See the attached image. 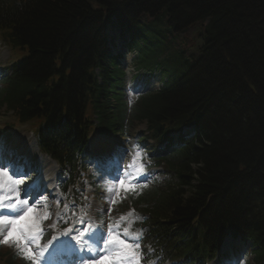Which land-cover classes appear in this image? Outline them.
Here are the masks:
<instances>
[{
    "label": "trees",
    "instance_id": "trees-1",
    "mask_svg": "<svg viewBox=\"0 0 264 264\" xmlns=\"http://www.w3.org/2000/svg\"><path fill=\"white\" fill-rule=\"evenodd\" d=\"M91 1L115 4L129 23L153 31L156 49H170L174 58L163 66L184 75L163 98L148 99L141 114L152 123L195 122L208 136L196 161L197 185L191 167H182L192 195L177 202L174 216L186 225L200 217L214 233L227 224L249 228L264 248V0H26L3 9L4 24L33 51L22 74L43 87L58 54L60 73L70 69L66 83L61 77L33 104L59 118L67 108L76 128L83 70L103 43L101 13ZM186 35L184 45L177 41Z\"/></svg>",
    "mask_w": 264,
    "mask_h": 264
},
{
    "label": "snow or ice",
    "instance_id": "snow-or-ice-1",
    "mask_svg": "<svg viewBox=\"0 0 264 264\" xmlns=\"http://www.w3.org/2000/svg\"><path fill=\"white\" fill-rule=\"evenodd\" d=\"M3 151V145L0 144V152ZM0 174L8 176L6 168L0 167ZM8 187V196L0 195V212L8 210L9 215H0V229L7 226L6 235L0 238V243H14L22 249L24 257L38 264L35 254L31 247V241H36L39 244L40 222L35 216L36 209L25 207L28 205V199H21V193L17 191L16 186L21 183L20 179L11 180ZM120 188L126 187L125 181H119ZM14 194V195H13ZM7 201V203H4ZM119 245V250L114 254L100 255L101 251H107L109 245ZM99 259H90L86 264H123L129 257L135 259L139 264V256L135 247L131 243H126L122 239H118L111 232L108 234L107 241L103 242L97 251Z\"/></svg>",
    "mask_w": 264,
    "mask_h": 264
},
{
    "label": "clouds",
    "instance_id": "clouds-1",
    "mask_svg": "<svg viewBox=\"0 0 264 264\" xmlns=\"http://www.w3.org/2000/svg\"><path fill=\"white\" fill-rule=\"evenodd\" d=\"M151 264H156V262L155 261H152Z\"/></svg>",
    "mask_w": 264,
    "mask_h": 264
},
{
    "label": "bare ground",
    "instance_id": "bare-ground-1",
    "mask_svg": "<svg viewBox=\"0 0 264 264\" xmlns=\"http://www.w3.org/2000/svg\"><path fill=\"white\" fill-rule=\"evenodd\" d=\"M5 15H7V13H5Z\"/></svg>",
    "mask_w": 264,
    "mask_h": 264
}]
</instances>
